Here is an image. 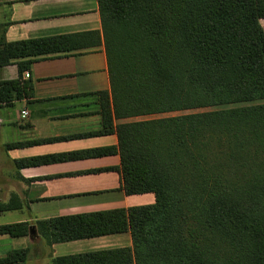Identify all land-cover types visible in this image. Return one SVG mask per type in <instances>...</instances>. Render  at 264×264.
Segmentation results:
<instances>
[{"label": "trees", "instance_id": "16d2710c", "mask_svg": "<svg viewBox=\"0 0 264 264\" xmlns=\"http://www.w3.org/2000/svg\"><path fill=\"white\" fill-rule=\"evenodd\" d=\"M97 2L117 119L240 106L118 125L123 190L155 202L39 223L51 243L130 232L132 248L53 264H264V0ZM48 40L0 42V67L20 60L0 106L32 89L24 59L56 50Z\"/></svg>", "mask_w": 264, "mask_h": 264}, {"label": "crops", "instance_id": "0c3cea01", "mask_svg": "<svg viewBox=\"0 0 264 264\" xmlns=\"http://www.w3.org/2000/svg\"><path fill=\"white\" fill-rule=\"evenodd\" d=\"M42 39L59 51L25 58L31 62L21 79L32 89L0 106V227L28 231L0 235V259L23 249L24 264H53L132 248L129 231L60 243L38 232L53 219L155 202L152 193L123 190L116 127L144 118L114 116L97 0H0V42ZM19 61L0 67V81L18 79Z\"/></svg>", "mask_w": 264, "mask_h": 264}, {"label": "rangeland", "instance_id": "374dc122", "mask_svg": "<svg viewBox=\"0 0 264 264\" xmlns=\"http://www.w3.org/2000/svg\"><path fill=\"white\" fill-rule=\"evenodd\" d=\"M256 103H261V102H256ZM252 104H254V103H252ZM234 106H240V105L219 106V107H211V108L209 107V108L194 109V110H188V111H182V112H169V113H163V114H159V115L142 116V118H144V120H148V119H152V118L172 117V116H178V115L190 114V113L208 112V111H214V110H223V109L231 108V107H234Z\"/></svg>", "mask_w": 264, "mask_h": 264}, {"label": "built area", "instance_id": "2783aa9c", "mask_svg": "<svg viewBox=\"0 0 264 264\" xmlns=\"http://www.w3.org/2000/svg\"><path fill=\"white\" fill-rule=\"evenodd\" d=\"M26 76H27V74H26ZM22 115H23V116L25 115V111H22Z\"/></svg>", "mask_w": 264, "mask_h": 264}]
</instances>
